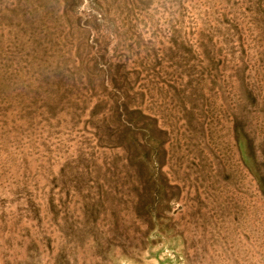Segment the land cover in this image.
Here are the masks:
<instances>
[{
  "label": "rangeland",
  "instance_id": "374dc122",
  "mask_svg": "<svg viewBox=\"0 0 264 264\" xmlns=\"http://www.w3.org/2000/svg\"><path fill=\"white\" fill-rule=\"evenodd\" d=\"M0 264H264V0H0Z\"/></svg>",
  "mask_w": 264,
  "mask_h": 264
}]
</instances>
